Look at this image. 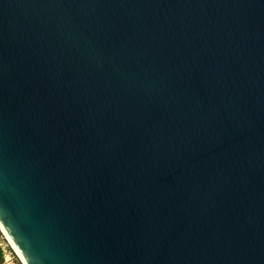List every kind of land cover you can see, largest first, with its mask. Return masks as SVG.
Listing matches in <instances>:
<instances>
[{
  "label": "water",
  "instance_id": "water-1",
  "mask_svg": "<svg viewBox=\"0 0 264 264\" xmlns=\"http://www.w3.org/2000/svg\"><path fill=\"white\" fill-rule=\"evenodd\" d=\"M0 221L27 264H264V0H0Z\"/></svg>",
  "mask_w": 264,
  "mask_h": 264
},
{
  "label": "rangeland",
  "instance_id": "rangeland-1",
  "mask_svg": "<svg viewBox=\"0 0 264 264\" xmlns=\"http://www.w3.org/2000/svg\"><path fill=\"white\" fill-rule=\"evenodd\" d=\"M1 243L7 248L8 256H9L8 260H4L2 264H24L22 260L19 258V256L16 254L12 246L9 244L6 237L5 239H2Z\"/></svg>",
  "mask_w": 264,
  "mask_h": 264
},
{
  "label": "bare ground",
  "instance_id": "bare-ground-1",
  "mask_svg": "<svg viewBox=\"0 0 264 264\" xmlns=\"http://www.w3.org/2000/svg\"><path fill=\"white\" fill-rule=\"evenodd\" d=\"M0 227L3 231L4 236L6 237V239L8 240L9 244L12 246V248L14 249L16 254L19 256V258L22 260V262L24 264H27L23 254L21 253V251L19 250V248L17 247V245L13 241L12 237L9 235V233L6 231V229L3 227V225L1 224V221H0Z\"/></svg>",
  "mask_w": 264,
  "mask_h": 264
},
{
  "label": "trees",
  "instance_id": "trees-1",
  "mask_svg": "<svg viewBox=\"0 0 264 264\" xmlns=\"http://www.w3.org/2000/svg\"><path fill=\"white\" fill-rule=\"evenodd\" d=\"M2 239H5V237L2 230L0 229V264H2L5 260L4 247L1 244Z\"/></svg>",
  "mask_w": 264,
  "mask_h": 264
},
{
  "label": "built area",
  "instance_id": "built-area-1",
  "mask_svg": "<svg viewBox=\"0 0 264 264\" xmlns=\"http://www.w3.org/2000/svg\"><path fill=\"white\" fill-rule=\"evenodd\" d=\"M3 247H4V253H5V260H8L9 256H8L7 248L4 245H3Z\"/></svg>",
  "mask_w": 264,
  "mask_h": 264
}]
</instances>
